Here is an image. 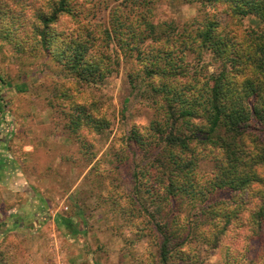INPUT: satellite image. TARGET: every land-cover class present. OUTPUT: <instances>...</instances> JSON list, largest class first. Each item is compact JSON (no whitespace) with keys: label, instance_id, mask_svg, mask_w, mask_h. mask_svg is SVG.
Masks as SVG:
<instances>
[{"label":"trees","instance_id":"trees-1","mask_svg":"<svg viewBox=\"0 0 264 264\" xmlns=\"http://www.w3.org/2000/svg\"><path fill=\"white\" fill-rule=\"evenodd\" d=\"M160 1L112 0L108 17L93 21V10L78 13L77 0H57L40 15L41 48L51 45L50 26L62 14L75 17L84 37L71 42L57 34L58 60L77 84L74 93V85L61 90L60 107L75 134L102 133L110 122L82 97L80 85L96 86L124 67L153 113L125 138L143 156L134 165L128 206L133 215L157 218L160 262L202 264L203 252L226 249L224 264H264V247L247 263L241 259L243 243L249 251L264 236V0H180L207 8L180 30L175 21H156ZM234 231L239 239L228 245Z\"/></svg>","mask_w":264,"mask_h":264},{"label":"rangeland","instance_id":"rangeland-1","mask_svg":"<svg viewBox=\"0 0 264 264\" xmlns=\"http://www.w3.org/2000/svg\"><path fill=\"white\" fill-rule=\"evenodd\" d=\"M77 1L81 6L78 13L82 16L93 10L90 17L95 21L108 17L112 0L104 11L96 10L103 0ZM55 3L57 0H0V79L5 81L0 90L6 102L0 127L5 128L6 118L16 127L7 144L0 145V169L9 170L0 176V264H66L67 260L74 264H162L157 218L133 215L128 206V196L136 190L134 165L143 156L133 145L129 147L125 138L132 127L150 123L152 110L133 90L121 67L119 73L96 86L80 85L82 97L97 105L109 120V127L102 133L71 131L59 96L63 88L76 81L58 60L62 44L57 34L71 42L84 37L77 36L80 26L75 17L62 14L50 26L51 45L41 48L39 17L51 13ZM205 10L198 3L162 0L155 9L156 21H175L180 30L193 26L191 21L200 19ZM251 21L246 19L245 24L249 26ZM205 61L211 62V57ZM76 85L71 93L77 91ZM48 135L51 143L47 148L29 151L28 145L34 141L31 137L37 142ZM95 152L97 157L92 160ZM126 153L130 155L127 161ZM92 163L97 168L90 171ZM202 166L206 173L211 172L210 166ZM40 186L62 198H55L51 208L55 213L62 208L71 214L72 229L34 215L39 210L31 205L29 195ZM236 234L234 231L230 236L228 245L239 239ZM66 246L72 251L62 253ZM263 247L264 236L252 241V250L246 251L243 243L242 261L247 263ZM225 250L202 249V264H224ZM64 255L66 259H60Z\"/></svg>","mask_w":264,"mask_h":264},{"label":"crops","instance_id":"crops-1","mask_svg":"<svg viewBox=\"0 0 264 264\" xmlns=\"http://www.w3.org/2000/svg\"><path fill=\"white\" fill-rule=\"evenodd\" d=\"M6 126L5 128H3L1 126L0 128V145H6L9 138L12 136V134L14 133V127H15V124H14V121L10 118H6ZM16 128V127H15ZM34 141L30 142V144L28 145V149L29 151L31 152L32 150H34L35 148H39V149H44V148H47L48 147V144L51 143V136L48 135V136H45L43 139L39 140L36 142L35 138L34 137H31ZM31 139V140H32ZM9 170L8 168H1L0 169V176L2 177V175L5 174V172L7 173ZM47 180L50 181V178L47 177ZM40 190H33L32 191H35V193L31 194L30 193V199L29 201L32 203L31 205L32 206H37L39 212H36L37 214H34V215H38L39 218L42 220H44V222H53L54 224L57 225V227L61 226V227H67V228H70L72 229L73 228V225H74V222L72 225H65L62 223V219L61 218H70L71 220L73 219L72 215L71 214H67L65 212H63L64 210L62 208H60L61 210H58L60 212H56L55 213V210H53L51 208V204H52V201L56 198V199H62L60 196L58 197L54 192L52 193L50 191V189H45L43 186H40L39 187ZM48 188V187H47ZM41 191H44V192H41ZM73 191V190H72ZM30 205V206H31ZM36 208V209H37ZM65 210H67V207L64 208ZM35 210V209H33ZM63 210V211H62ZM41 214V215H40ZM74 221V220H73ZM43 222V223H44ZM42 223V222H41ZM40 224V223H39ZM70 226V227H69ZM59 230V228H58ZM66 250H62V253H65V252H68V251H72L71 247L69 248L68 246L65 247ZM60 259H66V256H62L60 257ZM74 264L73 261L70 260V262L67 260L66 264ZM60 264H64V263H61Z\"/></svg>","mask_w":264,"mask_h":264}]
</instances>
